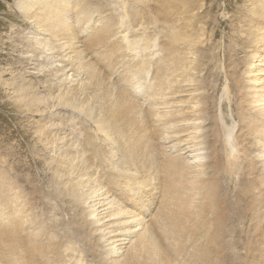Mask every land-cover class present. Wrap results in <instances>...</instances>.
I'll list each match as a JSON object with an SVG mask.
<instances>
[{"label":"rangeland","instance_id":"374dc122","mask_svg":"<svg viewBox=\"0 0 264 264\" xmlns=\"http://www.w3.org/2000/svg\"><path fill=\"white\" fill-rule=\"evenodd\" d=\"M54 1L50 0L47 9L56 7L59 16L49 13L45 14L49 19L43 17L34 20L26 18L29 12L41 13L40 8L33 3L28 1L22 7L18 0H0V229L1 223L10 222L12 217H16L18 223H21L20 228L16 229V235L22 237L21 241L31 239L40 245L34 251L38 264H93V253H98L99 249L110 250V257L122 259V254L126 252L134 235L143 230V224L151 223L153 215L158 216L160 203L159 197L155 195L149 207L138 209L139 216L143 217L139 225V220L135 221L137 217L134 221L128 220L131 216L128 214L127 219L124 215L116 218L105 216L110 205L99 207L100 204L94 201L95 197L106 199L107 196L112 199L116 196H110L111 192L104 188L96 190L93 185L100 178V172L101 177L105 178L104 173L113 166L112 161L117 159L118 163L121 159L118 145L113 141L115 134L100 131L94 122V113L98 111L93 108L95 103L91 95L97 94L102 86H110V81L117 80V84H121L118 82L121 68H109V74L108 66L105 65L106 56L110 55L113 48H105V41L97 48L95 31L101 27L105 30L104 33L114 32L112 37L118 38V45L122 47L123 41L125 44L134 42L138 48L129 49L131 54L136 51L138 54L141 49L142 54L149 55L153 60L166 55V42L168 43L173 33L174 37L178 33L179 40L175 42L173 37L172 40L174 47L185 59L187 78L183 81L178 71L174 74L173 80L181 81L179 90L173 95L166 94V101L169 103L161 104L158 111L174 108L181 112L186 110L182 114L186 118L180 122L185 130L174 133L173 137L168 134V140L161 137L158 141L167 148V152L174 153L178 146L181 149L179 153L195 165L198 161L204 162L208 159L205 149H196L201 147L200 144L194 147L189 143L195 134L199 136V140L202 139L200 133L205 128L202 118L198 117L197 108L200 105L195 100L200 101V94L209 92V100L215 103L214 109L211 105V110L217 113H220L219 104L225 100V95H222L226 83L223 74H219L223 82L213 94L214 89L210 85L216 82L219 86V79L217 69L213 76L209 72L216 64L220 65L219 68L223 66L222 34L225 29L224 22L229 16L230 24L227 29L232 64L226 67L233 70V63L237 64L244 52H232V49L240 48L242 42H245L243 50L253 48L260 53L259 57L247 58L251 72L248 76H251L254 85L264 89V0H88L90 5L86 7L102 8V14H99L101 17L94 15L96 21L93 19L92 22L86 19L88 14L82 10H77L81 16L77 11L74 12L75 4L81 0H60L59 4ZM256 3L258 9H255ZM30 6L32 9L25 13V17L23 12ZM22 8L24 11L20 10ZM137 12L136 18L128 22L129 14ZM62 16L70 18V21L62 22ZM58 19L60 21L57 23L46 24L48 20ZM237 27L240 36L238 42L232 34L237 32ZM96 65L99 66L98 70ZM240 66L237 68L238 72L243 73L244 66ZM89 71L95 72V75H90ZM153 76L151 67L140 79L142 85L152 86L149 83L154 80ZM201 80H205L207 87H197ZM84 85L88 86L85 94ZM97 85L99 88L96 91ZM149 92L147 88L144 95L135 96L132 93L135 100L142 103L143 110L149 107ZM83 96L85 100L88 99L87 105L78 104ZM112 98L113 96L110 99ZM89 107L94 111H86ZM151 107L155 108L156 105ZM225 114L229 117L228 124L232 128L235 121L231 119L228 109ZM196 116L198 118L194 120ZM155 117L146 119L149 123L147 129L151 130L150 126H154ZM196 125L200 127L195 128ZM205 134L207 135L206 131ZM166 135L165 133L163 136ZM198 139L194 142L199 141ZM206 139L209 141V138ZM152 156L157 159L160 157L157 154ZM241 167L236 168L233 174L225 173V177L221 179L227 193L231 192L234 181L245 179ZM197 168L199 167L192 169L195 172ZM121 169L123 168L120 167ZM88 177L95 179L88 181ZM78 181L82 183L78 190L81 196L76 199L70 196L68 189L73 182ZM57 190L62 196L58 195ZM104 191L105 194L101 195ZM74 203L86 210L94 209V214L84 215L92 222L88 235H73L72 226L76 225H67L69 222L74 224ZM18 215H21L20 218ZM125 219L128 220L126 224H131V227L126 231L128 236L121 241H114L121 238L117 236V230L103 235L106 232L104 226H98L112 221L124 222ZM94 221L98 222L95 223L97 226ZM78 222L76 223L80 224ZM133 222H137V226L132 227ZM62 228H67L69 232V237L63 241L64 251L54 254L43 250L44 241L51 236L54 238L56 233L61 235ZM110 235L113 237L108 239ZM90 244L94 249L90 248ZM0 245L6 249L2 237ZM1 263H14L9 252L5 251Z\"/></svg>","mask_w":264,"mask_h":264},{"label":"bare ground","instance_id":"6f19581e","mask_svg":"<svg viewBox=\"0 0 264 264\" xmlns=\"http://www.w3.org/2000/svg\"><path fill=\"white\" fill-rule=\"evenodd\" d=\"M28 1L34 6H38L41 12L30 14L29 9H32V4L25 12H23V8L20 9L23 10L21 12L24 13V16L29 12V16H25L28 19L38 20L43 17L49 19V13L59 16L56 7L47 9L50 0H18L22 7ZM54 3L59 4L60 0H55ZM89 5L88 0H81L75 4L74 12L82 10L88 14L86 19L92 22L94 15L100 16L102 8L86 7ZM255 9H258L257 3ZM137 14L138 12L130 13L129 19L127 18L128 22L134 20ZM78 15L81 16V13L78 12ZM225 15L227 16V14ZM229 17L224 22L225 29L222 34L223 66L219 68L220 65L216 64L209 72L213 76L217 69L219 79V86L216 85V82L210 85V88L212 86L214 89L213 94L219 90L220 84L223 82L221 78L223 74L226 83L222 95H225V100L219 104L220 113L211 110V105L214 109L215 103L209 100L211 98L209 92L201 93L200 101L195 100L198 102V106L200 105L197 108L198 117L202 118L205 128L203 133H200L202 139L199 140V136L195 134L190 138L189 143L191 142L194 147L200 144L201 147H196V149H205L208 157L206 161H198L195 165H192L189 159L186 160V157L179 153L181 149L178 146L173 148L174 153L167 152V148L158 141L161 137L167 139L174 133L177 134L185 130V126L180 122L185 120L186 117L183 118L182 114L186 110L181 112L180 109L171 108L172 110L158 111L161 104L169 103L168 100L166 101V94L173 95L179 90L181 81L173 80L174 74L178 71L183 81L187 78L185 59L181 52H178L174 47L175 44L173 45V40L175 42L179 40L178 33H175L176 37L173 33V40L171 37L168 43L166 42L168 45L166 55L153 60L149 55L142 54L141 49L138 54L137 51L131 54L129 49L138 48L133 44L134 42L125 44L122 39L121 47L117 44L118 38L112 37L114 32L112 34L104 33L105 30H102L101 27L95 31L94 38L97 48L104 41L105 48H113L110 55L106 56L105 65L108 66V70L115 66L121 68L118 75V82L121 84H117V80H115V82L110 81L112 82L111 85L109 84L110 86H102L101 89L97 85L95 90L97 91L99 88L98 93L91 95L95 103L92 106L98 111V113H94L96 115L94 122L97 123V128L100 131L107 133L109 131L108 134H115L113 141L118 145V153L121 156L118 158L121 159L118 163L117 159L112 161L113 166L104 173L105 178L101 177L100 172V178H97L93 185L97 188L96 190L104 188L111 192L110 196L113 194L116 196L112 199H108L107 196L106 199L95 197L94 201L100 204L99 207L110 205L105 216L116 218L119 215L126 216L128 214L131 215L128 220L137 217L135 221L139 220V225L140 220L143 219L139 216V208L149 207L155 195L159 197L160 206L158 216L153 215L152 222H145L143 230L138 235H134L126 252L122 254V259L110 257V250L99 249L98 253H93L95 260L93 264H264V89L254 85L251 76H248L251 72L250 64L247 63L249 60L247 58L259 57L260 53L253 48L248 51L243 50L245 42H242L240 48L232 46L235 48V50L232 49V52H244V54L241 55L242 58L237 64L233 63V70L226 67V65L232 64L230 61V36L227 29L230 24ZM60 20L62 22L70 21V18L62 16ZM60 20H48L46 24L57 23ZM252 24L254 23L252 22ZM238 28L237 32L232 33L236 42L240 38ZM195 66L196 64L193 65V67ZM238 66H244L243 73L238 72ZM151 67H153L154 80L149 83L152 84L150 88L147 85H145L147 87L142 85L143 82L141 83L140 79ZM98 69L99 66L96 65V70ZM89 73L95 75L93 71H89ZM219 74L221 75L219 76ZM201 81L197 87H207L204 83L205 80ZM86 87L88 86L84 85L83 87L84 94L88 91ZM147 88L150 90L149 96L151 97L147 98L148 109L143 110L142 103L139 104L134 97L141 96ZM111 96H113L112 99H110ZM87 100L83 96L78 104L85 105ZM154 105L156 107L152 108L151 106ZM138 108L139 110H137ZM91 109L92 107H89L86 111H94ZM226 109L229 110L231 119L235 121L232 128L228 124L230 119L225 114ZM196 113L194 112L195 115H198ZM151 116L156 117L153 119L154 126H150L151 130H149L147 129L149 123L146 119ZM198 117H194V120ZM197 127L200 126L196 125L195 128ZM165 133L167 135L163 136ZM168 134L171 135L168 137ZM206 138H209V141ZM196 139L199 141L194 142ZM152 154L160 155V157L157 159ZM84 160L86 161V159ZM238 160L241 162L237 163ZM120 167L123 169L120 170ZM193 167L199 168L194 172ZM240 167L245 179L239 182L234 181L231 192L227 193L221 179L225 177V173L233 174L234 170L240 169ZM89 168L91 169V167ZM93 179L90 178L88 181ZM81 184L79 181L72 183L71 189L70 187L68 189L70 196L74 198L81 196L78 192ZM59 192L58 195H61ZM104 194L105 191L101 193V195ZM105 200L106 202H104ZM125 201L131 204L128 205ZM75 206L78 209H75V216L72 214L74 224L69 222L67 225H76L72 226L74 227L72 228L73 235H88L92 222L90 223L84 215L85 213L87 216L94 214V209L86 210L78 205ZM18 216L20 218L21 215ZM126 219L124 222L112 221V223L98 224V226H104L106 232H103V235L108 234L111 230H117V236H121V238L114 241H121L128 236L126 231L131 227V224H126L128 222ZM9 221L1 223L0 237H2L6 249L0 245V261L6 251L14 260L13 264H38L34 251L40 248L39 243L32 242L31 239L21 241L22 237L19 234L16 235V229L20 228L21 223H18L16 217H12ZM78 221L80 224L76 223ZM95 223L98 222L94 221V225ZM133 226H137V222ZM62 230L61 235L56 233L54 238L50 235L51 238L44 241L45 248L43 250L54 254L64 251L63 241L69 237L67 234L69 232L67 228H62ZM111 237L113 236L110 235L107 238ZM90 248L94 249L91 244Z\"/></svg>","mask_w":264,"mask_h":264}]
</instances>
